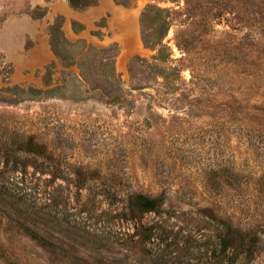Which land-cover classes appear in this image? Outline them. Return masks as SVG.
<instances>
[{
    "label": "rangeland",
    "instance_id": "1",
    "mask_svg": "<svg viewBox=\"0 0 264 264\" xmlns=\"http://www.w3.org/2000/svg\"><path fill=\"white\" fill-rule=\"evenodd\" d=\"M227 225L264 264V0H0V264H215Z\"/></svg>",
    "mask_w": 264,
    "mask_h": 264
},
{
    "label": "trees",
    "instance_id": "2",
    "mask_svg": "<svg viewBox=\"0 0 264 264\" xmlns=\"http://www.w3.org/2000/svg\"><path fill=\"white\" fill-rule=\"evenodd\" d=\"M69 1L76 7H84L94 2V0ZM55 38L56 35H52L54 41ZM54 48H56V52L60 53L57 45ZM161 203V196L151 197L142 193L131 194L127 201L128 215L137 219L146 213L157 212ZM150 236L151 233H149L148 238ZM217 245L218 254L215 264H254L255 258L258 256L259 248L261 247V240L257 233L249 229H241L227 225L218 236Z\"/></svg>",
    "mask_w": 264,
    "mask_h": 264
}]
</instances>
